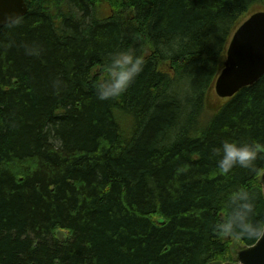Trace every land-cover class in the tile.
<instances>
[{
	"label": "trees",
	"instance_id": "16d2710c",
	"mask_svg": "<svg viewBox=\"0 0 264 264\" xmlns=\"http://www.w3.org/2000/svg\"><path fill=\"white\" fill-rule=\"evenodd\" d=\"M26 1L0 28V264H208L255 243L212 226L241 187L264 221V155L222 174L213 149L264 144V75L201 119L231 32L264 0ZM119 50L143 71L100 100Z\"/></svg>",
	"mask_w": 264,
	"mask_h": 264
},
{
	"label": "clouds",
	"instance_id": "9594fccd",
	"mask_svg": "<svg viewBox=\"0 0 264 264\" xmlns=\"http://www.w3.org/2000/svg\"><path fill=\"white\" fill-rule=\"evenodd\" d=\"M28 54L37 52L31 48ZM144 60L132 50H119L110 54L103 71L106 76L94 83L100 100L116 98L124 94L143 71ZM218 157L217 168L222 174H229L237 166L254 169L256 161L264 155V144L257 141L241 143L225 140L222 146L214 148ZM255 201L246 188H238L227 195L226 211L212 228L219 235H237L243 238H264V221L254 220Z\"/></svg>",
	"mask_w": 264,
	"mask_h": 264
},
{
	"label": "water",
	"instance_id": "95a60500",
	"mask_svg": "<svg viewBox=\"0 0 264 264\" xmlns=\"http://www.w3.org/2000/svg\"><path fill=\"white\" fill-rule=\"evenodd\" d=\"M28 11L25 0H0V28ZM216 79V91L221 97L233 96L264 75V10L251 14L235 31ZM264 190V172L260 177ZM237 260L210 264H264V238L253 244H238Z\"/></svg>",
	"mask_w": 264,
	"mask_h": 264
},
{
	"label": "rangeland",
	"instance_id": "374dc122",
	"mask_svg": "<svg viewBox=\"0 0 264 264\" xmlns=\"http://www.w3.org/2000/svg\"><path fill=\"white\" fill-rule=\"evenodd\" d=\"M99 2H102V1H99ZM258 9H264V5L257 6L251 12H253L255 10H258ZM103 13L105 14L106 12H103ZM250 13L247 14L243 19H245L247 16H249ZM236 27H235V29H236ZM235 29L233 30V32H231L226 46H228L229 41H230L231 37L233 36V33H234ZM222 68H223V65H221L220 70ZM228 99L229 98H220V96L216 92V88H215V85L213 83L212 87L207 92L206 108H205V111H204V114H203V117H202L201 120L204 121V122L206 120H208V116H211L215 111H217ZM239 243L240 242L237 239H234L233 242H232V245H231V253L233 255V259L234 260L237 259L236 248H237ZM223 261H228V260H223Z\"/></svg>",
	"mask_w": 264,
	"mask_h": 264
},
{
	"label": "bare ground",
	"instance_id": "6f19581e",
	"mask_svg": "<svg viewBox=\"0 0 264 264\" xmlns=\"http://www.w3.org/2000/svg\"><path fill=\"white\" fill-rule=\"evenodd\" d=\"M25 2H26V4H27L28 11H29V6H28V3H27V1H26V0H25ZM28 11H27V12H28ZM26 14H27V13H26ZM26 14H24V15H26ZM24 15H22V16H24ZM22 16H20V17H22ZM20 17H19V18H20ZM19 18H18V19H19ZM16 20H17V19H16Z\"/></svg>",
	"mask_w": 264,
	"mask_h": 264
}]
</instances>
